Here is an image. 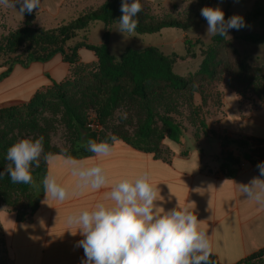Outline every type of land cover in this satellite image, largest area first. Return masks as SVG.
<instances>
[{
	"label": "crops",
	"instance_id": "obj_1",
	"mask_svg": "<svg viewBox=\"0 0 264 264\" xmlns=\"http://www.w3.org/2000/svg\"><path fill=\"white\" fill-rule=\"evenodd\" d=\"M105 1L41 0L40 10L28 14V17L26 13L23 16L19 13V4L15 8L0 6V26L9 28L3 34L7 35L26 22L33 24L40 15H57L66 3L69 8L82 12L96 8ZM12 27L15 29L12 30ZM32 63L6 65L5 70V62L1 61L0 85L15 69L26 75ZM46 74L44 72L41 75ZM31 80V77H24L20 86H25ZM50 86L45 85L42 89ZM38 91L35 88L32 93L23 90L22 97L0 100V108L27 104ZM257 103L259 100L245 99L235 89L224 90L221 107L209 128L225 137V140L204 137L199 142L191 143L184 138L182 144L166 140L164 152L160 156L132 148L121 141L108 157L91 155L78 160L86 167L102 164L110 184L147 171L151 182L160 190L158 205L165 210L177 204L189 205L198 220L202 221L200 227L209 235L212 255L221 264H237L264 249V205L246 198L233 183H247L259 175L256 166L244 158V151L238 155L240 147L232 143L246 138L264 140V103L255 106ZM227 152H233L236 158L231 160L223 155ZM57 155L56 160L47 163V169L71 191L75 188L77 177L64 163L63 154ZM107 191V187L100 190L85 188L63 202L51 199L45 201L43 193L39 197L37 210L22 221L18 219L17 209L0 204V230L11 264H81L85 259L84 250L77 243L82 237L79 233L73 235L70 232L75 233L76 228L69 229L66 217L73 212L94 207L104 199Z\"/></svg>",
	"mask_w": 264,
	"mask_h": 264
},
{
	"label": "rangeland",
	"instance_id": "obj_2",
	"mask_svg": "<svg viewBox=\"0 0 264 264\" xmlns=\"http://www.w3.org/2000/svg\"><path fill=\"white\" fill-rule=\"evenodd\" d=\"M118 1L121 6V0ZM203 1L141 0L143 11L139 14L138 20L155 22L171 18L186 19L189 15L193 14L195 9L200 8ZM257 4H262L261 7L264 8V0H223L220 7L224 10L226 19L233 15H239L244 18L246 27L239 31L230 30L229 40L238 49L242 58L251 66L262 67L264 65V41L254 43L245 40V37L248 35L259 37L262 33L259 25L251 24L247 20L251 11L257 7ZM54 6H58L56 2H54ZM61 7L57 15H40L31 26L42 30L56 28L76 17L81 11L69 8V4L67 3ZM13 29L15 27H12ZM206 29L207 21L199 25L196 29L186 31L168 27L152 34H138L136 31L132 34H123L118 31L117 23L108 32L103 22H96L88 33H78L76 38L68 44L73 46L79 42H86L92 45L106 43L112 55L118 60L130 48L140 50L155 46L165 55L175 58L173 69L176 74L187 76L198 71L203 61V51L212 43L213 37L206 35ZM8 31L9 28L0 26V37ZM186 39L193 44L192 47L189 48V45L186 44ZM78 54L79 61L74 65L65 62L63 56L55 55L45 62H33L26 75H23L22 71H16L15 69L5 83L3 82L0 85V88H2L0 89V100L16 99L23 96V90L26 93H32L34 88L38 91L42 87H45V85L51 84L50 88L40 91L47 92L53 87L54 82L70 83L72 87L67 94V103L81 116L85 127L90 132L97 133L102 140L109 134H112L111 131L115 129L116 131H121L122 127L127 124V121L130 124L129 129L132 131L140 121L146 107L149 106L158 114L170 112L184 128L183 139L185 138L186 141L191 143L199 142L205 137L195 115L192 113V106L197 107L198 114L205 120L209 127L215 113L221 107L222 94L225 89H235L245 99L251 98L259 100V103L255 106L264 103V74L255 72L244 73L233 66L228 70L222 71L214 79L204 83H196L186 91H170L161 95L158 94L149 98L147 101L140 100L126 93L121 104V109L115 113L114 118L104 128L99 123L96 112L99 96L93 89H88L86 82V78L93 79L92 74L97 72V59L94 53L86 48H81ZM223 57L226 61H231L230 54L223 52ZM17 58H19V62H26L27 54L24 53V49L7 55L0 53V62H3V60L5 62L3 69L6 70V65H9ZM44 72L48 74L41 75ZM24 77H31L32 80L25 86H20ZM84 78L85 80H83ZM20 106L23 105H12L5 108ZM127 106H131L135 110L138 109V112L135 115H127L129 118L126 120L123 116L125 114L124 109ZM118 121H122V124L118 125ZM92 123H98L100 129L92 130L89 127ZM1 132H4L6 135L3 141L9 142L11 145L22 138L43 136L45 152L60 151L65 153L70 148L73 138V130L70 126L69 116L66 113L65 107L61 101L55 99L46 102L44 107L33 117L24 116L19 119L0 121ZM126 132L128 133V131ZM126 132L124 134H127ZM164 142L162 143V148H164ZM244 150L242 148L237 150L238 155H241ZM6 152L7 149L3 150L0 148V167L7 166V161L5 160ZM223 155H226L227 158H236L233 152H227V154ZM42 161L43 157H41ZM3 189L0 186V204H3L6 208L14 207L20 210L21 213H29L30 204L25 195L9 192L6 189L2 192ZM33 190L38 194L39 191ZM0 264H11L1 230Z\"/></svg>",
	"mask_w": 264,
	"mask_h": 264
},
{
	"label": "trees",
	"instance_id": "obj_3",
	"mask_svg": "<svg viewBox=\"0 0 264 264\" xmlns=\"http://www.w3.org/2000/svg\"><path fill=\"white\" fill-rule=\"evenodd\" d=\"M217 4L218 0H204L200 8L195 9L193 14L186 19L171 18L155 22L139 21L136 32L138 34H152L168 27L184 31L196 29L199 25L206 22L200 15V9L205 6L215 7ZM261 5H256L257 7L251 11L247 20L251 24L259 25L262 33L259 37L248 35L245 37L246 41L254 43L264 41V8ZM120 7L118 0H106L102 5L84 10L67 23L48 30L33 28L29 22H26L22 27L0 37V53L7 55L24 49V53L27 54L26 62H19V58H17L8 65L10 67L15 64L27 65L32 62H45L55 55L63 56L65 62L74 65L79 61L78 51L81 48H86L93 52L97 59L98 69L97 72L92 74L93 79L86 78V82L88 89H93L99 96L96 112L99 123L104 128L114 118L115 113L121 109L126 93L140 100L147 101L158 94L161 95L170 91H186L196 83H204L214 79L222 71L228 70L233 66L244 73L255 72L264 74V65L262 67L251 66L242 58L238 49L229 39L220 36L213 37L212 43L204 49L203 61L198 71L187 76L176 74L173 69L175 58L165 55L155 46L140 50L130 48L118 60L112 55L106 43L92 45L86 42H79L73 46L68 44L76 38L78 33H88L96 22H103L109 32L122 15ZM26 17H28L27 13ZM186 44L189 45V48L193 46L188 39H186ZM223 52L230 54V62L224 59ZM71 87L70 83L54 82L50 90L47 92L38 91L23 106L0 108V121L19 119L24 116L33 117L44 107L46 102L54 99L59 100L65 107L73 130L70 148L65 153L77 159L91 156L93 155L92 153L85 151L80 146L81 142L87 139H95L97 141L102 139L97 133L90 132L85 127L81 116L67 103L66 98ZM137 112L138 109L135 110L131 106H127L124 109V113L128 116L135 115ZM192 113L195 115L205 137L225 140V137L208 127L205 120L198 114L196 106H192ZM121 124L122 121H118V125ZM129 127L130 124L127 121L121 131H116L115 129L111 132L117 135L120 141L132 148L152 153L156 156L162 155V143L166 140L182 144L184 128L170 112L158 114L148 106L136 127L132 131H130ZM124 132L127 134H124ZM5 136L4 132L0 133V148L3 150L11 146L9 142L3 141ZM232 143L245 149L244 158L251 161L259 172L257 164L264 162V140L246 138L233 141ZM51 153L65 154L60 151H51ZM6 163L8 164V161ZM47 166L48 164L43 160L39 168L34 167L32 169V175L38 184L41 183L44 175L48 172ZM5 168L6 166L0 167L1 171H4ZM0 186L9 192L25 195L29 200L31 214L21 213L18 210V219L20 221L30 217L37 210L39 197L43 194L42 186L38 194H36L30 185L13 184L8 175L0 178ZM4 189L2 192H4ZM210 260L212 264H221L213 255H211ZM237 264H264V249Z\"/></svg>",
	"mask_w": 264,
	"mask_h": 264
},
{
	"label": "clouds",
	"instance_id": "obj_4",
	"mask_svg": "<svg viewBox=\"0 0 264 264\" xmlns=\"http://www.w3.org/2000/svg\"><path fill=\"white\" fill-rule=\"evenodd\" d=\"M222 3L223 0H218L215 7H202L200 15L207 21V36L230 39V30L239 31L246 24L239 15L226 19L220 7ZM16 4L20 5L19 13L23 16L39 11L41 0H0L2 7L15 8ZM120 11L122 15L116 22L118 31L134 33L143 11L141 0H121ZM123 118H127L126 113ZM120 142L117 135L109 134L100 141L87 139L80 146L93 156L104 158ZM41 157L48 164L58 158L57 154L45 152L43 136L18 140L7 149L5 159L8 164L0 171V178L8 175L13 184L30 185L36 191L42 186L45 201L63 202L85 188H108L104 199L94 207L66 217L69 229L76 228L75 233L69 231L82 237L77 243L84 250L85 259L81 264H212V245L208 233L200 227L202 221L187 204H177L169 210L159 206L160 190L151 182L147 171L110 184L102 164L86 167L82 161L65 153L64 163L77 177L75 188L70 191L50 170L41 183L36 182L32 169L40 167ZM257 168L259 175L247 183H233L246 198L264 205V162L258 163Z\"/></svg>",
	"mask_w": 264,
	"mask_h": 264
},
{
	"label": "built area",
	"instance_id": "obj_5",
	"mask_svg": "<svg viewBox=\"0 0 264 264\" xmlns=\"http://www.w3.org/2000/svg\"><path fill=\"white\" fill-rule=\"evenodd\" d=\"M89 127L92 129V130H98L100 129V126L98 123H92L89 125Z\"/></svg>",
	"mask_w": 264,
	"mask_h": 264
},
{
	"label": "flooded vegetation",
	"instance_id": "obj_6",
	"mask_svg": "<svg viewBox=\"0 0 264 264\" xmlns=\"http://www.w3.org/2000/svg\"><path fill=\"white\" fill-rule=\"evenodd\" d=\"M225 161H226V159H225Z\"/></svg>",
	"mask_w": 264,
	"mask_h": 264
}]
</instances>
